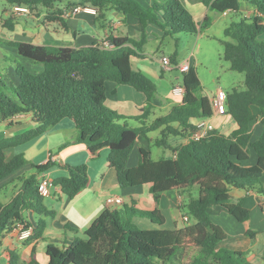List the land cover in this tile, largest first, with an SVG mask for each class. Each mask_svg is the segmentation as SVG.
<instances>
[{"label": "trees", "instance_id": "16d2710c", "mask_svg": "<svg viewBox=\"0 0 264 264\" xmlns=\"http://www.w3.org/2000/svg\"><path fill=\"white\" fill-rule=\"evenodd\" d=\"M220 13L237 16L224 30L223 57L230 69L244 74L242 88L226 92L227 114L236 127L229 133L218 129L198 141L174 145L172 138L190 136L199 120L211 119V99L200 92L198 72L190 66L182 72V101L169 113L148 122L158 88L143 71L134 68L132 58H145L144 47L149 41V25L163 31V37L178 33H199L209 24V15L202 22L195 20L185 0H154L150 6L138 0H6L9 7H26L33 13H44L48 22L66 25V11L77 5L97 8L96 22L104 24L110 11L138 18L143 29L137 37H109L112 47L101 44L74 48L10 41L17 53L43 65L29 70L13 58L11 76L0 69V120L32 114L35 126L12 136L0 138V196L13 184L11 195L0 198V240L17 222L33 228L29 238H41L45 229L42 216H53L44 196L38 191V176L54 163L31 164L35 171L3 182L26 164L25 150L58 125L63 119L73 122L77 140L86 145L92 159L108 149V163L116 171L120 187L150 185V192L159 204L168 192L187 197L179 205L189 221L181 228H166V217L160 208L143 210L131 205L122 209H106L84 231L85 238H75L67 247L48 244L46 264H252L243 252L222 244L228 238L223 226L216 223L210 209L225 208L238 221L250 219L244 199H235L233 189L254 191L264 196V0H196ZM246 2L251 14L242 11ZM9 30L15 23L5 22ZM167 57V55H165ZM177 51L170 56L178 64ZM12 57L8 55L6 61ZM129 85L146 100L144 113L128 117L106 105L107 83ZM141 123L127 125V119ZM124 121V123H122ZM260 121L262 131L253 138L251 124ZM12 124V120L10 121ZM158 131L155 144L171 150V155L154 159L150 149L140 148L141 159L130 164L137 139H150ZM252 152L256 162L250 165ZM176 154V157L173 155ZM68 175L53 179L70 198L84 190L90 180L88 165L64 164ZM39 216L34 225L26 211ZM134 217L149 219L156 227L142 228ZM257 233L247 230L251 237ZM9 264H20L16 250H8ZM23 264H40L34 255Z\"/></svg>", "mask_w": 264, "mask_h": 264}, {"label": "crops", "instance_id": "0c3cea01", "mask_svg": "<svg viewBox=\"0 0 264 264\" xmlns=\"http://www.w3.org/2000/svg\"><path fill=\"white\" fill-rule=\"evenodd\" d=\"M146 1L148 2V6L154 2V0ZM185 2L190 12H193L192 14L195 20H199L200 18L204 19L206 15L210 16L212 12L209 7L196 0H185ZM241 9L247 14H251L253 11V7L246 2L242 4ZM38 14L39 13H33L32 11L29 13H16L8 4L4 7L0 14V36L5 35L3 40L0 38V63L4 60L7 62L6 57L8 56V48L10 47L13 49V46L9 45L10 41L20 40L33 42L35 44L70 46L74 48L98 44L106 46L107 43H110L109 37L111 35H129L137 37L143 29L138 18L132 15L126 16L114 10L108 13L107 22L104 24L96 22V15L85 12L67 17L65 26L60 21H46L44 19V13L42 15ZM9 18L15 23L14 30H9L8 27L5 26V22ZM7 30L14 32L12 37L7 36ZM147 30L149 32V40L151 37H156L157 35L163 36L164 34L161 28L156 25H149ZM11 51L12 53L10 55H13L15 50ZM15 57L17 58L18 56L15 55ZM161 57L158 59V63L160 64L162 72L164 69ZM186 61H189L190 66L193 67L190 59H186L178 64H182ZM137 68L153 80L160 76L157 70L143 62H139ZM198 76L201 81L199 73ZM181 84L182 78H180L175 86ZM175 86H171L172 97H167L165 103H162L158 98H154L152 103L154 109L148 122L169 113L174 105L182 101V97L175 95L173 92V87ZM130 87L129 85L108 82L106 105L128 117L140 116L145 110V97L136 89L137 92H131L130 89L132 88ZM129 92L131 95H134V98L130 101L126 98V94H129ZM157 112L162 114L158 115L159 113ZM224 115L226 116L214 114L211 118V122H215L216 118L221 117L222 119L217 121L219 125L216 126L213 122L212 124L221 132L229 133L236 127V123L229 114ZM10 120H12V124L7 121L0 123V138L21 133L35 126L32 114L18 115ZM262 127L260 121H255L251 124L253 138L259 136ZM73 129L76 130L73 122L63 119L58 125L50 129L49 132L27 146L25 149V156L29 163L7 178L8 181H10L23 174H32L33 169L30 171L29 168H32L31 164H42L48 160L54 163V167H60L66 163L71 165L86 163L90 176L87 187L73 198L62 193L60 188L52 196L46 197L53 200L51 203H48V200H46V204L49 209L55 211V215L42 216L46 226L41 238L36 239L31 237L26 240H21L18 238L16 230L5 233L0 240V264H9V249L18 252L20 255V264L27 262L32 255L35 256L40 264H46L48 258L45 251L48 244L67 247L75 238H82L81 234L84 235V231L103 211L106 209H122L124 205H131L132 203H134V206L137 208L143 210L160 208L166 217L164 226L166 228H181L189 221L186 213L179 208V205L187 197L186 195L180 196L177 192L170 191L162 196L158 204L150 192V185L128 188L120 187L117 181L116 171L114 168L110 167L107 160L109 150L108 152L105 149L102 150L100 156L101 160L92 159L88 155L86 145L77 140V134L73 132ZM67 131L72 132L68 133ZM158 133V131L150 133V139L144 137H139L137 139L136 147L130 157L131 165H137L139 163L141 159L140 148L149 149L150 143L155 144ZM172 142L175 143L174 145H179L187 142V138H172ZM160 151V154L164 152V150ZM160 154L159 156H161ZM255 162L256 154L252 152L248 163L252 165ZM58 170L61 171V169ZM65 172L66 174L64 175L69 174L67 170H65ZM50 173V169L41 173L38 176L39 180L44 175L49 176L51 179L56 178L52 177ZM12 186L13 184H9L6 189L11 190ZM231 193L235 199H244V205L250 210V219L245 222H240L234 216L228 217L227 213L229 212L225 208L220 206L211 208L210 214L212 219L223 217L230 224V226L227 227L224 223H220L213 219L216 223L223 226L228 234V238L222 245L228 249L243 252L245 258L252 264H264V211H260L262 204H264V196L254 191L248 192L243 189H233ZM111 195L122 197L124 204L121 206L108 205L106 203V198ZM7 196H9V194ZM26 215L28 220L35 225L39 216L31 210L26 211ZM145 219L146 218L142 217H134L133 220L138 225L142 221L145 226L144 228L156 227L150 220ZM249 229L257 231L254 237L247 234V230Z\"/></svg>", "mask_w": 264, "mask_h": 264}, {"label": "rangeland", "instance_id": "374dc122", "mask_svg": "<svg viewBox=\"0 0 264 264\" xmlns=\"http://www.w3.org/2000/svg\"><path fill=\"white\" fill-rule=\"evenodd\" d=\"M142 5L145 7H148V2L146 0H138ZM7 6L6 0H0V14L2 13V10L4 7ZM193 13V12H192ZM220 13L217 11L212 10L210 13V19L209 24L206 28H203L199 33H178L176 35H168V36H160L157 35L156 37H151L148 43L144 47L145 52V58H138L133 57L132 58V64L134 68H137V65L139 62H143L150 67L152 66L155 70L158 71L159 77H157L154 81L158 85V91L155 96V98H158L162 101V103H165L167 97H172L171 95V86H175L180 78H182V71L177 68L176 64H172L171 70H162L160 64L158 63V59L162 55H169L171 56L177 51L178 54V63L190 59L192 61L193 67L198 70V73L201 77L202 86L200 92L203 94L208 95L211 97L214 95L219 89L228 91L232 90L233 88H242L243 87V81H244V74L232 71L230 69V62L225 60L223 57L224 52V44L223 41L227 40L228 38L224 35L225 28L237 18V16L233 14H227ZM202 22L203 19L200 18L199 20ZM4 27V26H3ZM8 37H12L14 32L7 30L6 32ZM3 36V38H2ZM0 36V38L3 40L5 35ZM264 39V35L262 36ZM11 50H15L13 55H10L12 53ZM18 57L16 58L15 55ZM12 59L7 62L5 60L0 63V69L4 74H7L11 76V74L14 72V64L12 63L13 58H16L19 63L27 67L29 70H38L42 69L43 65L40 63H36L35 61H32L29 58H25L17 53V50L13 47L8 48V54ZM180 70V71H179ZM179 79V80H178ZM132 89L131 92H137L133 87H130ZM134 94V93H133ZM126 98L128 101L132 100L134 98V95L126 94ZM127 101V102H128ZM159 113V112H157ZM162 113H159L158 115H161ZM219 116V115H218ZM220 116H226L224 114H221ZM222 119L221 117L216 118V121H212L216 126L219 125L217 123L218 120ZM67 121H70L69 119H65ZM3 121H7L10 123L9 120H0V123ZM127 125L131 127H138L141 125L136 120L127 119ZM124 123V121H122ZM68 133H71L72 131H67ZM73 132L78 135L77 129H73ZM73 134V135H75ZM137 144V143H136ZM26 145H22L17 147V152H21L25 150ZM136 147V145H135ZM149 149L151 150V155L154 159H158V157L169 156L171 154L169 149H165L163 153L160 154V150H164L162 147L150 143ZM108 152V149H105ZM159 154L161 156H159ZM100 159L97 158L96 160ZM101 160V159H100ZM82 164V163H80ZM79 165V164H78ZM27 167V166H26ZM30 168V171H35L34 168ZM52 169V170H51ZM58 169H61L59 171ZM50 175L52 174V177H58L60 175L66 174L65 169L63 167H54L52 166L50 168ZM3 182H9L8 178H6ZM5 193L1 195V199L5 200L8 198V194L11 195V190H5ZM45 200H48V203L53 202L51 198H45ZM264 205V204H262ZM262 209V207H261ZM260 211L263 212V209ZM228 217H231L230 213H227ZM233 217V216H232ZM215 221H218L220 223H224L227 227L230 226V224L225 220V218H213ZM147 220V219H145ZM149 220V219H148ZM142 222V221H141ZM139 223V226L144 228V223ZM82 238H85L83 234H81Z\"/></svg>", "mask_w": 264, "mask_h": 264}, {"label": "built area", "instance_id": "2783aa9c", "mask_svg": "<svg viewBox=\"0 0 264 264\" xmlns=\"http://www.w3.org/2000/svg\"><path fill=\"white\" fill-rule=\"evenodd\" d=\"M13 11L16 13L30 12L28 8L20 7V6L13 7ZM97 11H98L97 8L92 6L77 5L74 9L67 10L65 14L67 17H71L80 12L96 15ZM106 46L112 47V44L107 43ZM161 62L163 63L164 70H171L173 68L169 56L166 57L165 55H163L161 57ZM177 68L180 69L182 72H187L190 69V62L189 61L183 62L182 64L177 65ZM173 92L175 95L183 97L184 93L181 85H177L173 87ZM210 99L214 114L216 115L227 114V106H226L227 96L224 90L219 89L214 95L210 97ZM214 129L215 127L212 124L211 119L209 118L201 119L197 122L194 132L187 137V141L190 140L198 141L203 137H205L206 135H208ZM173 157H176V154H174ZM57 190H59V187L54 185L53 179H51L47 175L41 177V179L39 180L38 191L42 196L44 197L52 196ZM106 203L110 206H121L124 204V200L120 196L111 195L106 198ZM262 209L264 211V205H262ZM11 230H16L18 238L21 240H26L33 234V228L27 227V225L24 222H17Z\"/></svg>", "mask_w": 264, "mask_h": 264}]
</instances>
